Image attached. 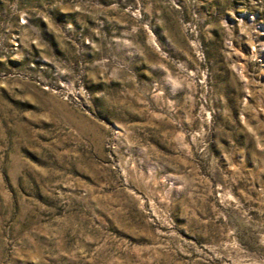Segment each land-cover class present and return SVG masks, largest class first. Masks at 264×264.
Masks as SVG:
<instances>
[{"label": "rangeland", "instance_id": "1", "mask_svg": "<svg viewBox=\"0 0 264 264\" xmlns=\"http://www.w3.org/2000/svg\"><path fill=\"white\" fill-rule=\"evenodd\" d=\"M0 264H264V0H0Z\"/></svg>", "mask_w": 264, "mask_h": 264}]
</instances>
